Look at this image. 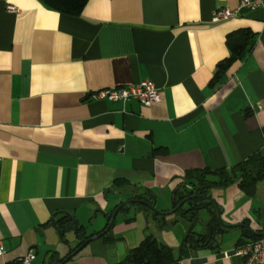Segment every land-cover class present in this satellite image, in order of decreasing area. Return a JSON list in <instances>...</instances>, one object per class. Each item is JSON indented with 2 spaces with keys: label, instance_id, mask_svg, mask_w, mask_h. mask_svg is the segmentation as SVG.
Segmentation results:
<instances>
[{
  "label": "crops",
  "instance_id": "obj_1",
  "mask_svg": "<svg viewBox=\"0 0 264 264\" xmlns=\"http://www.w3.org/2000/svg\"><path fill=\"white\" fill-rule=\"evenodd\" d=\"M239 3L89 0L73 17L41 0H0V264L31 251V264H45L60 244L54 215L55 224L74 216L78 246L104 232L107 216L136 192L149 190L168 212L188 172L229 170L264 156V8L211 21L217 9ZM242 30L256 36L251 50L212 88L217 65L230 56L227 36ZM146 80L162 102L94 97ZM208 197L226 225L247 228L220 225L211 247L189 249L179 264H244L235 249L253 240L249 229L264 233V180L254 197L237 184ZM132 209L65 264H118L147 236L158 239L149 216L141 222ZM205 210L209 229L218 219L215 208ZM66 227L62 239L73 220Z\"/></svg>",
  "mask_w": 264,
  "mask_h": 264
},
{
  "label": "trees",
  "instance_id": "obj_2",
  "mask_svg": "<svg viewBox=\"0 0 264 264\" xmlns=\"http://www.w3.org/2000/svg\"><path fill=\"white\" fill-rule=\"evenodd\" d=\"M48 8L57 11L61 14L77 17L82 15L84 8L86 7L89 0H41ZM255 34L249 30H242L234 32L227 36V46L230 50V56L220 62L217 65L216 73L210 86L215 88L218 84L222 82L225 77L226 72L232 67V65L245 58L247 53L251 50L255 42ZM211 177V178H210ZM188 185L183 186L175 192L174 208L186 201L181 208L177 210V213H181L183 219L189 221L191 224V229L188 232L183 245L176 250L170 246L160 242L154 236H147L138 246L130 249L125 257V259L118 264H179L180 261L188 255L189 249L197 248H208L211 247V238L209 234L199 235L193 230V227L198 223V214L203 209H213L214 206L211 202L202 200L200 198H195V196H209V191L211 189H223L228 188L234 184H237L239 188L248 196L254 197L256 193V186L260 181L264 180V156L259 158L258 156H253L242 162L231 169L223 170H195L190 171L185 176ZM150 191L147 189L143 190L142 194L136 192L132 199L144 200L146 202L152 203L150 198ZM139 206L138 208H135ZM184 206H190L189 209L183 210ZM136 210H145L150 212L149 207L136 203L133 206ZM129 207H123L119 213H123L128 210ZM215 211V210H214ZM154 220L159 226L164 227V215L159 213L153 215ZM72 220L69 217H63L59 220L56 225L64 234L67 232L66 225L71 223ZM107 223L106 228L108 227ZM221 224L214 217V219L207 225L211 231L212 236L215 234L222 233L224 230L221 229ZM111 230V229H110ZM80 228H78V232ZM259 237H252V239H257ZM89 237L81 239L79 245L75 248L77 249L85 240ZM74 249V250H75ZM49 261L45 264H59L63 262L66 258H61L59 262L56 261L57 253H48ZM8 264H22L21 261L10 262Z\"/></svg>",
  "mask_w": 264,
  "mask_h": 264
},
{
  "label": "built area",
  "instance_id": "obj_3",
  "mask_svg": "<svg viewBox=\"0 0 264 264\" xmlns=\"http://www.w3.org/2000/svg\"><path fill=\"white\" fill-rule=\"evenodd\" d=\"M264 8V0H240L235 8H219L212 16V23L220 24L241 16L245 10L255 11ZM14 11V7L9 8ZM96 99L107 100L109 102L138 101L146 107L162 102L159 89L152 81L146 80L139 85H130L123 87H111L97 91L94 94ZM235 253L243 259L244 264H264V236L257 239L246 241L240 244ZM4 254L3 246L0 242V256ZM35 254L31 251L20 261L22 264H31Z\"/></svg>",
  "mask_w": 264,
  "mask_h": 264
},
{
  "label": "rangeland",
  "instance_id": "obj_4",
  "mask_svg": "<svg viewBox=\"0 0 264 264\" xmlns=\"http://www.w3.org/2000/svg\"><path fill=\"white\" fill-rule=\"evenodd\" d=\"M138 207L139 206H136L135 208H138ZM186 208H187V206H184L183 210H187ZM149 209H150L149 210L150 212H146L145 210L140 209V210H138V214L135 213V211H134L135 209H132L133 211L130 212V213L133 216L139 218L141 220V222L143 220L146 222V217L149 216L150 222L152 221L151 222V226L152 227L149 230V233H152V232L158 233L159 232L160 237L158 238V240L160 242H164L165 241V242H167V243H169L171 245L170 247H173V248H178L179 246H182L183 243H184V240L186 239V237L188 235V232L190 231V224L191 223L189 221L187 222V220L183 219L182 216H181V213H177L176 212V213L171 214V215H164V219H165L164 223L166 225H164V227H161V226L158 225V223L153 218V215L157 214V212H160V210H158L156 206H155V209L157 211L152 210L150 207H149ZM172 210L173 209H171L168 212H171ZM168 212H163V213H168ZM204 212H206L205 209L200 211L199 214H198L199 219L201 220V222L199 224H201V225H197L196 226L195 232L196 233H205V234H209L210 235L211 231L209 229H207V228L205 229L202 226V219L204 220L205 219L204 216H206V215H204L205 214ZM209 212H210V210H209ZM146 215H148V216H146ZM93 217H94L93 221H98V220L95 219V212L93 214ZM186 228H188V230H187L188 232H185V235L182 236V234L184 233ZM155 230H159V231H155ZM77 236L78 235L76 233V229L75 228H74L73 231H69L66 234L65 238H63V239L58 234V237L60 239V244H59L58 248H55L54 250H51L53 253L54 252L57 253V257H56V261L57 262H58V258H63L72 248L75 249V247L77 246V242H78L77 241V239H78ZM177 244L178 245L180 244V245L177 246ZM48 261H49V259H48Z\"/></svg>",
  "mask_w": 264,
  "mask_h": 264
},
{
  "label": "water",
  "instance_id": "obj_5",
  "mask_svg": "<svg viewBox=\"0 0 264 264\" xmlns=\"http://www.w3.org/2000/svg\"><path fill=\"white\" fill-rule=\"evenodd\" d=\"M259 158L262 157V154H258L257 155ZM136 196V195H135ZM195 198H200L202 200H206L208 202H211L216 210V215H217V219L219 221V223L221 224V226H223L224 228H229V227H240V228H247L245 225H235V226H229V225H226L225 222L223 221L222 219V212H221V209L217 206V204L215 202H213V200L208 197V196H195ZM186 201H184L182 204L178 205L176 208H174L171 212H168V213H163V212H157L161 215H171V214H174L177 212V210L179 208L182 207V205L185 203ZM136 203H139V204H143V205H146L148 207H150L152 210L154 211H157L155 209V199H153V203H150V202H146L144 200H136V199H131L130 201H127L123 204H121L119 207H117V209L110 215L107 216V221L109 222V225L108 227L106 228V230H104V232H102L101 234H98L94 237H91L89 240H87L86 242H84L79 248H77L75 251L72 252V249L68 252V256L64 259L63 262H60L59 264H65L67 261H69L74 255L78 254L88 243H90L92 240L94 239H97V238H101L102 236H104L107 232H109V230L112 228V226L114 225L115 223V220H116V217L119 213V211L123 208V207H126L128 206L129 208H131L134 204ZM210 211L212 213L215 214L214 210L210 209ZM68 214V213H67ZM70 217L72 218L73 222H74V226H75V229H76V233H77V230H78V223L76 221V219L74 218V216L72 214H69ZM104 215V213H103ZM56 217V215H54V218ZM54 218L52 219V226L56 229V231L58 232V234L60 235V237L62 238L63 234L61 233V231L59 230V228L57 227V225L55 224L54 222ZM249 229V228H248ZM39 231V234L41 236L44 235V233L42 232V230H38ZM249 231L251 232V234L254 236V237H262L264 236V233H261V234H257V233H253L250 229ZM61 260V258H58V262Z\"/></svg>",
  "mask_w": 264,
  "mask_h": 264
}]
</instances>
